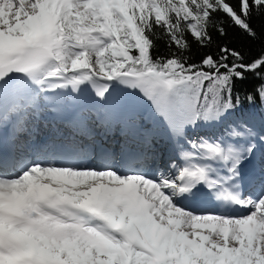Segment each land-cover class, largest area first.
<instances>
[{"label":"snow or ice","instance_id":"snow-or-ice-1","mask_svg":"<svg viewBox=\"0 0 264 264\" xmlns=\"http://www.w3.org/2000/svg\"><path fill=\"white\" fill-rule=\"evenodd\" d=\"M254 15L264 0H0V264H264V126L197 133L238 108L264 55H187L189 37L210 46L214 16L255 39ZM85 93L90 110L61 115L33 155L4 152L6 129L20 143L50 102ZM246 99L264 107V83ZM145 100L181 148L175 170L146 163Z\"/></svg>","mask_w":264,"mask_h":264},{"label":"trees","instance_id":"trees-1","mask_svg":"<svg viewBox=\"0 0 264 264\" xmlns=\"http://www.w3.org/2000/svg\"><path fill=\"white\" fill-rule=\"evenodd\" d=\"M213 25H210L209 32L212 36V42L209 47L200 48L192 42L189 37L191 51L187 54L190 63H199L201 57L206 53L213 55L217 54L220 46L238 51L243 56V63H248L253 59L264 55V15H254L250 20V26L255 31L256 37L252 39L237 27L231 25L223 16H214ZM217 26L225 29L226 35L220 36L217 31ZM169 50L164 43L158 42L157 47L153 50L154 56L167 55ZM231 63V60L229 61ZM264 83V68L259 70V74L246 73L243 81H237L233 97L239 96L240 104L237 109L228 114L223 120L222 130L232 122L247 120L251 125L260 126L264 122V107L257 101L255 104H250L246 99L249 95H255L256 89Z\"/></svg>","mask_w":264,"mask_h":264},{"label":"bare ground","instance_id":"bare-ground-1","mask_svg":"<svg viewBox=\"0 0 264 264\" xmlns=\"http://www.w3.org/2000/svg\"><path fill=\"white\" fill-rule=\"evenodd\" d=\"M79 99V101L81 102V104H85V103H87L88 101H89V99H90V93H85V94H81L79 97H78ZM79 102V103H80ZM35 125H36V123H35ZM48 125H50L48 122H46V121H44V120H40V122H39V125H38V127L37 128H40L39 129V132L36 134V136L38 135V134H42L43 135V133L45 134V136H47V134L49 133L48 131L46 132V127ZM97 129H99V128H97ZM51 136V135H50ZM50 136L48 137V138H46V140L47 139H49L50 138ZM34 138H36L33 134H29V135H26V136H22L21 138H20V143H16V145H17V149H18V151H20V153H24V151L25 150H28L29 152H32V151H35L36 149H38V148H40L41 147V141H37L36 143H35V145L30 149L29 147L31 146V144L32 143H34L35 142V140H34ZM155 138V137H154ZM39 140H41V138L39 137ZM157 140V139H156ZM18 155V154H17ZM149 159V158H148ZM150 161H153L152 159L150 160ZM148 162L147 160H146V163L148 164V163H151V162ZM152 166H154L155 168H158V169H160L161 171H164V166H165V162L162 160V159H157V162L154 164V165H152ZM173 170H175L174 168H172ZM165 174H168V173H165ZM204 206V205H203Z\"/></svg>","mask_w":264,"mask_h":264},{"label":"rangeland","instance_id":"rangeland-1","mask_svg":"<svg viewBox=\"0 0 264 264\" xmlns=\"http://www.w3.org/2000/svg\"><path fill=\"white\" fill-rule=\"evenodd\" d=\"M80 102V101H79ZM80 104H81V102H80ZM150 108V107H149ZM48 111H45V110H43V112H42V116L44 117V116H46L48 113H47ZM149 112H150V109H149ZM160 124V123H159ZM162 124V123H161ZM221 124H223L222 123V121L221 122H219V123H215V124H213V126H205V127H201V128H198L197 130H200V131H197V133H200V134H203L205 137H207V136H209V135H211V134H216V135H219V133L222 131L221 130V127H222V125ZM206 127H210V129L209 130H207V131H204L205 129H206ZM214 127L217 129V131H214L213 129H214ZM31 128H32V131H34V130H37V128H36V125L35 124H33V125H31ZM38 130H39V128H38ZM50 132V130L48 129V126L46 127V132ZM49 134V133H48ZM47 134V135H48ZM49 137V136H48ZM47 137V138H48ZM43 138V137H42ZM28 150H25L24 151V155H26V154H28Z\"/></svg>","mask_w":264,"mask_h":264}]
</instances>
